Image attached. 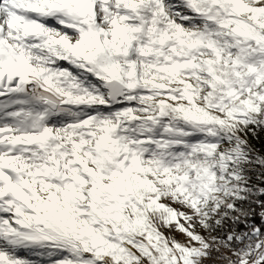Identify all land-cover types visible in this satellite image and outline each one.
<instances>
[{"label":"snow or ice","instance_id":"1","mask_svg":"<svg viewBox=\"0 0 264 264\" xmlns=\"http://www.w3.org/2000/svg\"><path fill=\"white\" fill-rule=\"evenodd\" d=\"M262 134L264 0H0V264H264Z\"/></svg>","mask_w":264,"mask_h":264},{"label":"trees","instance_id":"2","mask_svg":"<svg viewBox=\"0 0 264 264\" xmlns=\"http://www.w3.org/2000/svg\"><path fill=\"white\" fill-rule=\"evenodd\" d=\"M254 146L257 150L258 154H264V134L260 136L259 139H256L253 141ZM254 222L259 225L261 223L259 215L254 217ZM225 262L222 260H215V261H209L208 264H224Z\"/></svg>","mask_w":264,"mask_h":264},{"label":"rangeland","instance_id":"3","mask_svg":"<svg viewBox=\"0 0 264 264\" xmlns=\"http://www.w3.org/2000/svg\"><path fill=\"white\" fill-rule=\"evenodd\" d=\"M177 238H178V239H182V237H180V236H178ZM21 254H22V255H25L24 253H21ZM224 264H225V263H224Z\"/></svg>","mask_w":264,"mask_h":264}]
</instances>
